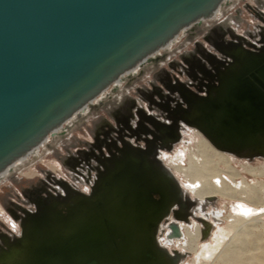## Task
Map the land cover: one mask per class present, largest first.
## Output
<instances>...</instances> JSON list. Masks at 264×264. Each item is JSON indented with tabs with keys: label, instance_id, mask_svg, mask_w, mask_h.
I'll list each match as a JSON object with an SVG mask.
<instances>
[{
	"label": "water",
	"instance_id": "1",
	"mask_svg": "<svg viewBox=\"0 0 264 264\" xmlns=\"http://www.w3.org/2000/svg\"><path fill=\"white\" fill-rule=\"evenodd\" d=\"M218 2L0 0V168ZM214 33L205 40L221 57L206 60L218 85L198 103L186 99L191 111L177 120L220 150L264 156V49L209 41ZM115 149L89 194L70 187L39 197L36 210L20 218L19 235L0 234V264H177L159 246L158 226L174 205V216L185 217L190 201L155 148L122 142Z\"/></svg>",
	"mask_w": 264,
	"mask_h": 264
},
{
	"label": "bare ground",
	"instance_id": "2",
	"mask_svg": "<svg viewBox=\"0 0 264 264\" xmlns=\"http://www.w3.org/2000/svg\"><path fill=\"white\" fill-rule=\"evenodd\" d=\"M231 1L234 0H219L214 8L207 14L201 15L191 23L181 26L164 42L160 43L158 46L147 52L134 64L124 69L118 76L114 77L109 83L104 85L96 94L92 95L84 103L74 109L70 115L48 129L46 133L35 143L31 144L26 150L19 153L16 157L12 158L3 167H1L0 183L5 181L14 170H17L21 166H25L27 164L31 165L33 159L42 154L44 148L49 145L50 141L56 139V137L60 136L63 132L73 126L78 120H80L82 117H85V115L92 108L100 105L102 101L109 97L116 89H118L126 79L133 78V76L142 70L146 64H148L150 61H153L155 58H158L163 50L171 49L172 46L180 39V37L189 29L201 24L202 22H209L217 18L222 4L224 2ZM209 32H215L214 28L209 30ZM258 32H260L259 36L264 34V26L261 27ZM229 33L230 32H228V34ZM226 34L227 32H217V35L224 40L226 39ZM249 42H253L256 46V49H260L264 45V40L260 41V39H258L256 36L251 38L246 37L242 43L248 44ZM203 53L204 51L202 50L201 54H199L200 59L198 58V61H196L211 68V64L206 61L205 54ZM183 69L187 68L183 67ZM160 76L161 75L158 74L157 78L162 82V78H160ZM189 81L195 82L190 76ZM189 81L186 83L189 84ZM162 86V94L159 100H166L168 95L173 91H169L164 86ZM174 97L177 99L176 95ZM155 106L158 107L159 105L155 104ZM154 116H157L160 120L162 119V121L170 120L162 108H159ZM132 118H134V116H132ZM131 123L133 122L131 121ZM193 130L201 134L211 146L202 136L195 134L197 139L194 140V147L189 150L187 155V163L185 165H182L180 162H173V160L168 161L169 163L166 164L163 162L164 157L163 160L158 157V151L156 154V159L160 161L174 177L177 172L183 178V187L187 191L189 189L194 195L195 198L192 202L195 204V206L198 205V201H204V203H206L207 201H211L219 197L222 199L234 200L235 204L233 205V208L235 213L223 215L220 211H218L217 218L214 220V224H216L214 225V228L216 229H213L215 231L212 230L213 236L210 238V240L207 238V240L200 239L201 228L199 224L195 223L194 229L191 230V227L185 226L184 224H181L180 226V224L176 222L169 224L165 235H163L161 238L160 231L162 228L160 227L159 223L157 232V242L159 246L167 250L170 255H177V264H180V261L184 258V255L188 252H191L195 255L194 261H197V264H201L205 260H211V264H246L245 260L250 261L249 264H264V259L262 258L263 256H261V254H264V247L262 248L263 250L260 249L262 251L261 253H253V255L248 257L246 256V258L242 252V250L245 249L244 246H247L248 243L249 245L253 244L250 242H254L250 240L253 238H250V236H255V233L252 235V231H249V228L254 227L259 221L263 220L264 164L253 166L248 163H243L240 165V170L232 165L231 159L229 157L223 154H229V152L216 148L199 130L196 128ZM123 134L124 136L129 137L131 144L135 143V139H133H137L135 135L128 136L126 133ZM120 139L121 138L118 139V142ZM131 139H133V141ZM121 141L122 140H120V142ZM102 142V147H106L107 142H105V140ZM102 149L103 148L97 147V151L95 153H85L84 150L80 155H78L79 158L76 159L74 156V158L71 159V168L75 173L83 174L79 169L84 168L85 165L86 171L83 172L88 174L92 184L97 173H99V171L102 169L101 165L105 163L104 160H106H100L97 156L98 154L100 157L104 155L102 153ZM96 153L97 155L95 156ZM242 172L250 174L254 180L251 182L248 181ZM173 173H175V175ZM55 178L63 183L61 185L56 182V187H52V189H54L58 195L63 196L65 190L70 191V187L74 188L71 184L63 182V180L60 178ZM180 188L182 196H186V198H188L185 190L182 189L181 186ZM13 219L20 223V218ZM225 219H227L228 223L221 226L220 222ZM9 235L10 237L16 236L14 234ZM248 238H250L249 241ZM253 239L256 240V238ZM173 245H177L178 249L181 251L174 249Z\"/></svg>",
	"mask_w": 264,
	"mask_h": 264
},
{
	"label": "rangeland",
	"instance_id": "3",
	"mask_svg": "<svg viewBox=\"0 0 264 264\" xmlns=\"http://www.w3.org/2000/svg\"><path fill=\"white\" fill-rule=\"evenodd\" d=\"M250 7H256L264 12V0H234L231 2H224L220 8V13L217 18L209 22H202L201 24L189 29L180 37L171 49L163 50L158 58H155L153 61L146 64L142 70L133 76V78L126 79L123 84L109 97L105 98L100 105L92 108L85 115V117L78 120L73 126L63 132L60 136L56 137V139L50 141L49 145L44 148L42 154L33 159L31 165L27 164L25 166H21L17 170H14L5 181L0 183V230L8 232V234L12 231L10 228L11 217L5 209V204L10 203V201L24 203L26 197L22 193V188L34 184L38 187H42V178L46 179V177L53 175L57 178L65 180L69 184H72L75 189L87 192L90 188L89 182H86L71 168V156H73V158L75 156L76 159L79 158L78 152L80 150L89 149L88 146H92L95 139L106 131V125H113L117 123L115 114L120 113L121 107L126 105L128 101L134 100L139 103L140 98L138 96V92L140 88L149 87L151 83L156 82L157 78L155 77V74L159 70L167 69L168 71L176 73V71L172 69L173 67L171 65L181 62L182 57L185 54L193 53L196 50L197 44L198 48L199 45H202L211 49L208 41L205 40V36L211 28L214 26H218L220 28L225 27L227 29L231 28L239 35L246 36L247 38L256 36L260 39V32L257 31H259L260 25L264 26V23L258 16L250 11ZM226 36H228V34H226ZM178 76L180 78H184L181 75ZM195 134L202 136L197 131L192 130L191 126H184L180 139L172 146L171 149L161 152L160 156L164 157L163 161L168 164V161L173 160V162H180L182 165H185L187 163L189 150L194 147V140L197 139ZM223 154L229 157L232 165L240 170V165L243 163H248L253 166L264 164V156H237L230 152L229 154ZM85 169L86 167L84 165V168L79 170L83 172L86 171ZM242 173L248 181L251 182L254 180L250 174L245 172ZM176 178L180 184L183 185V178L177 172ZM186 192L187 196L193 200L194 195L192 192L189 189L188 191L186 190ZM234 204V200L217 197L204 203L202 208L196 205L193 212L194 216L198 217H202L204 214L210 215V218L207 219L213 226L215 225V221L212 219L213 214L216 211H220L223 215L235 213L233 208ZM194 216L193 219L196 220ZM226 223H228L227 219L222 220L220 225L223 226L226 225ZM168 227L169 225L166 226V223L163 225L160 231L161 238L165 235ZM250 228L249 231H252V235L255 233L254 235L256 236H250V238L253 237L256 238V240L248 238V241L250 239L254 241L250 243L256 244L249 245L248 243L247 246H244L245 249L242 250V252L245 258L246 256L248 257L253 255V253H261V250H263L264 216L263 220L259 221L254 227ZM190 229L193 230L194 225ZM212 232L208 237L209 240L213 236ZM173 247L174 249L179 250L177 245H173ZM194 256L195 255L191 252L186 253L184 258L180 261V264H197V261H194ZM261 256H263L262 258L264 259V254H261ZM202 263L211 264V260H205ZM245 263L249 264L250 261L245 260Z\"/></svg>",
	"mask_w": 264,
	"mask_h": 264
},
{
	"label": "flooded vegetation",
	"instance_id": "4",
	"mask_svg": "<svg viewBox=\"0 0 264 264\" xmlns=\"http://www.w3.org/2000/svg\"><path fill=\"white\" fill-rule=\"evenodd\" d=\"M249 9L251 12H253V14L258 16L260 19L263 18L262 20H264L263 11L259 10L256 7H250ZM261 27H263V25L259 26V30ZM213 28L215 32L218 33L227 32V34L228 32H230L240 36V38L238 39L232 38L228 34L229 37L226 36V39L224 40L220 38L217 35V33L216 34L214 33L216 35L215 37L213 34L208 36L209 41L211 40L214 42L215 39H217V41L228 40L230 42H233L234 44L236 43L238 46L242 48L249 49L252 51H259V50L261 51L262 49H264V45L260 49H256V46L255 48H252V46L249 45V43L254 44L253 42H249L248 44H243L242 42L244 41V39H246V36L235 33V31L231 28L228 29L225 27L220 28L218 26H214ZM263 40L264 37L261 39V41ZM228 45H232V44H228ZM210 48L211 49H208L205 46L199 45V49H198V44H197L196 50L191 54L190 53L185 54L182 57V61L178 63L179 65L178 64L171 65L173 67L172 69L175 70L176 73L168 71L167 69L159 70L155 74V77L157 78V75L160 74L161 75L160 78H162L163 83H161L160 79L157 78L158 81L156 80V82L151 83L149 87L140 88L138 92L140 102L138 103L134 100H130L127 102L126 105L122 106L120 109V113L115 114L117 123L113 125H106L105 126L106 131L95 139V142L92 144V146L91 145L88 146L89 149H86L85 153H91V152L95 153L97 151V147L103 148L102 153L104 155L100 157L99 154L97 155L96 153L95 156L97 155L100 160H104L107 157H111L107 152L108 150L117 154L118 152L116 151L115 146L116 145L121 146V143L125 142L136 147L144 148L145 146H149L151 148H155L156 154L158 151L159 152L158 157L163 160V157L160 156L161 152L172 148V146L180 139L182 129L184 128V126H186L181 120H177V118L179 119L181 118V116L185 118L188 117L186 116V113H189L191 111V107L186 103V99L187 100L190 99V101L198 103L199 97L207 96L206 92L208 91V89L214 85L215 86L218 85L217 76H216L217 74L213 70V68L212 67L209 68V66H205L203 63L197 62L198 58L200 57L199 54H201L202 50L204 51L203 54H205V59H211L212 58L211 53L218 57H221L220 54L216 52L213 46L210 45ZM225 62L227 65H229L227 63V60ZM215 65L220 69H224V67L221 65H217V64ZM183 67L187 69H183ZM178 75H181L184 78H180ZM189 76L193 78L195 82H190ZM187 81H189V84L186 83ZM164 84L169 86L173 92L168 95V98L166 100H159L162 94L161 86ZM175 95L177 96V99H175L174 97ZM155 104H158L160 106L158 107L164 110V112L167 114V117H169L170 120L162 121V119L160 120L157 116H154V114H156V111L159 109L157 106H155ZM132 116H134V118H132ZM148 117H153L154 120H156L154 121L155 125L150 124L149 122L150 120ZM173 119H176L175 120L176 122L173 121ZM131 121L133 123H131ZM193 129L195 128H192V130ZM123 133H126L128 136L135 135L137 137V139L133 138L135 139V143L131 144L129 137L124 136ZM119 138H121L120 139L122 140L121 142L120 140L118 142ZM133 139L131 140L133 141ZM104 140L105 142H107L106 147L105 146L102 147L103 145L102 141ZM82 151L84 150H80L78 152V155H80ZM104 161L106 163V160ZM82 173L83 174L78 173V175H80L86 182L87 181L89 182L90 188L87 192L85 191H81V192L85 194H89L91 192L92 182L88 174H86L85 172ZM57 181L58 179H56L55 176L50 175L49 177H46V179L44 178L41 179L42 187H38L37 185L34 184L22 188V193L26 197V199L24 200L25 202L20 203V202L10 201V203L5 204V209L7 210L8 214L13 218L14 216H16L19 219V218H24L26 213L34 212L36 210L35 203L38 202L39 197L49 198L53 195L56 196L58 195L57 192L54 189H52V187H56L55 183ZM180 186L186 192V189L183 187V185L180 184ZM182 198L183 200H185V202L190 201L189 207L183 210V213H185L184 215L185 217H182L183 215L181 214H178L179 215L178 217L174 216V212L179 210L178 206L174 205L171 208L168 215H166L161 220L160 227L162 228L165 223L167 226L174 222L179 223L180 226L181 224H184L185 226L188 227H192L195 223H197L201 228L200 239H206V238L208 239L212 230L215 227L214 225L212 226V223L207 219L210 218V215L204 214L202 217L194 216L193 210L195 209L196 206L192 202L193 200L190 199L189 197L186 198V196H182ZM203 205H204V201L203 202L198 201V206L200 208H202ZM217 213L218 211H216L213 214V218H212L213 220L217 218ZM193 216L195 217L196 220L193 219ZM12 217L10 222L13 224L15 231H17V233L10 231L9 234L19 235L20 223L14 220ZM2 233L8 234V232L0 230V234Z\"/></svg>",
	"mask_w": 264,
	"mask_h": 264
},
{
	"label": "built area",
	"instance_id": "5",
	"mask_svg": "<svg viewBox=\"0 0 264 264\" xmlns=\"http://www.w3.org/2000/svg\"><path fill=\"white\" fill-rule=\"evenodd\" d=\"M11 223V222H10ZM10 228L12 229V231L13 232H15L16 233V231H15V228H14V226H13V224L11 223V225H10Z\"/></svg>",
	"mask_w": 264,
	"mask_h": 264
}]
</instances>
